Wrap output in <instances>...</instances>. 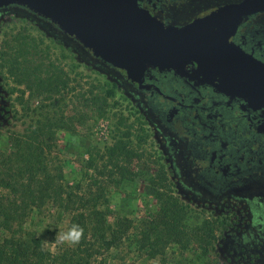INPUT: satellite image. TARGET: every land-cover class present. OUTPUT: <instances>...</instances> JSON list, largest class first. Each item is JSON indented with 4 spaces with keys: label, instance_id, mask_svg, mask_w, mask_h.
<instances>
[{
    "label": "flooded vegetation",
    "instance_id": "1",
    "mask_svg": "<svg viewBox=\"0 0 264 264\" xmlns=\"http://www.w3.org/2000/svg\"><path fill=\"white\" fill-rule=\"evenodd\" d=\"M243 0H139L167 26L184 27L202 13ZM189 13L183 14V11ZM24 21L46 31L74 58L98 68L125 96L162 162L163 178L182 208L210 215L223 264H264V107L219 92L198 65L182 71L148 68L139 81L93 56L54 23L19 4L0 7V38ZM232 42L264 63V11L243 18ZM3 52H0L2 58ZM0 62V130L16 122L23 89L11 87ZM19 101V102H18ZM22 108L24 107L23 104ZM262 215L255 224L253 216Z\"/></svg>",
    "mask_w": 264,
    "mask_h": 264
},
{
    "label": "rangeland",
    "instance_id": "2",
    "mask_svg": "<svg viewBox=\"0 0 264 264\" xmlns=\"http://www.w3.org/2000/svg\"><path fill=\"white\" fill-rule=\"evenodd\" d=\"M189 12L186 10L180 15ZM24 48L30 53L25 54L28 62L24 60ZM0 52H3L0 58L3 74L11 87L17 84L24 92L22 102L18 101L14 105L17 121L0 130V173L8 168L6 156L12 151L14 136L24 135L26 130L33 129L36 118L45 115H51L54 119L63 117L69 129L57 131L52 166L62 167L74 189L73 194L78 197L90 199L99 186L104 188L105 197L110 202L108 207L100 205L98 208L106 217L107 238L110 240L114 237L117 241L109 250H105L101 244H95L94 257L90 259L80 255L77 252L79 240L71 243L59 239L61 234L73 228L71 218L74 212L53 202L29 214L23 226L26 232L37 236L51 253L74 255L81 259L82 264H223L215 251L216 237L210 215L201 214L194 208H185L182 221L188 234V246L171 242L163 255L149 254V247L143 244V236L145 229L148 230L162 217L159 212L162 205L157 194L176 200L174 190L163 178L162 162L136 112L98 68L74 58L46 31L26 21L24 31L14 27L0 38ZM25 64L29 66L30 72L36 70L34 73L40 75L42 80L45 81L49 76L57 80L60 78L68 82V87L61 89L58 94L38 93L33 85V76L24 75ZM28 84L32 87L29 88ZM93 95L101 97L98 104L92 103ZM103 99L106 100L105 105L101 103ZM52 103L55 106H49ZM128 128L130 138L125 141L129 142V148L136 150L137 155L129 158V162L122 161L120 164L133 173L132 179L115 184L111 180L115 177L119 179V174L114 177L107 172L100 175L96 169L87 171V176L81 177L89 152L95 155L99 166L103 165L104 161L98 158L97 151L105 153L125 135ZM75 177L79 179L77 182L80 187L76 188ZM0 194L6 195L7 192L0 189ZM84 210L88 214L92 208ZM117 219L130 220L131 228L127 230L125 226L118 225ZM253 221L255 224L263 222L262 215L253 216ZM1 236H6V233L2 232Z\"/></svg>",
    "mask_w": 264,
    "mask_h": 264
},
{
    "label": "water",
    "instance_id": "3",
    "mask_svg": "<svg viewBox=\"0 0 264 264\" xmlns=\"http://www.w3.org/2000/svg\"><path fill=\"white\" fill-rule=\"evenodd\" d=\"M139 0H0L19 4L77 39L94 57L139 81L148 68L182 71L194 62L202 81L250 107H264V63L232 42L243 18L264 11V0H243L206 11L184 27L167 26Z\"/></svg>",
    "mask_w": 264,
    "mask_h": 264
},
{
    "label": "trees",
    "instance_id": "4",
    "mask_svg": "<svg viewBox=\"0 0 264 264\" xmlns=\"http://www.w3.org/2000/svg\"><path fill=\"white\" fill-rule=\"evenodd\" d=\"M25 50L26 48H24V57L25 54H30ZM25 61L28 62L27 59ZM28 67L24 65V69L27 70V72L24 70V75L33 76V85L36 86L38 93L58 94L61 89L65 90L68 87V82L60 78L57 80L49 76L45 81L42 80L40 75L34 73L36 70L30 72ZM30 84H28L29 88L33 86ZM100 100L101 97L98 95H93L91 98L94 104H98ZM101 103L105 105L106 100L103 99ZM49 106H55V103ZM33 126L34 128L26 130L24 135L14 136L12 151L6 156L5 163L8 164V168L0 173V189L8 194H0V264H82L81 259L74 255H55L46 250L41 240L34 234L26 232L23 226L31 212L36 209L41 210L49 202L71 210L74 212L71 218L72 226L83 229L77 252L90 259L94 257L95 244H101L105 250L116 245L117 238L113 237L110 240L107 238L106 217L98 208L100 205L108 207L110 200L105 197L104 188L101 186L90 199L78 197L73 194L74 189L67 181L62 167L52 166L54 160L52 150L58 132L69 129L63 117L54 119L51 115H45L36 118ZM129 138L130 128L105 153L97 151L96 155L104 161L103 165L99 166L96 163L95 155L90 151L89 158L80 173L81 177L87 176L89 170L96 169L100 175H105L107 172L114 177L119 174V179L115 177L111 180L115 184H120L123 180H131L133 173L120 164L122 161L129 162V158L137 155L136 150L129 148V142L125 141ZM73 180L77 182L79 179L75 177ZM77 187H80L78 182ZM157 196L162 205L159 211L162 217H159L148 230L145 229L143 236V244L149 247L151 256L163 255L171 242L183 247H187L189 243L187 231L182 225L185 209L173 198L159 194ZM88 207L92 210L86 214L84 208ZM131 223L130 220L117 219V224L125 226L127 230L131 228ZM2 232L6 233V236H1Z\"/></svg>",
    "mask_w": 264,
    "mask_h": 264
},
{
    "label": "clouds",
    "instance_id": "5",
    "mask_svg": "<svg viewBox=\"0 0 264 264\" xmlns=\"http://www.w3.org/2000/svg\"><path fill=\"white\" fill-rule=\"evenodd\" d=\"M83 229L78 226H73L67 233L61 234L59 239L60 241H69L71 243H77L79 237L81 236Z\"/></svg>",
    "mask_w": 264,
    "mask_h": 264
}]
</instances>
